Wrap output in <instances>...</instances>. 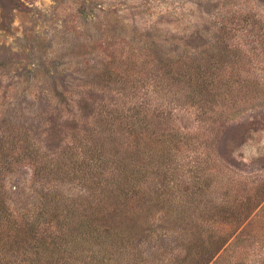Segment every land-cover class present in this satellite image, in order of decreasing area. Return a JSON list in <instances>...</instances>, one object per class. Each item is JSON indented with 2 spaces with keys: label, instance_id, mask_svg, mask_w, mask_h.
Returning <instances> with one entry per match:
<instances>
[{
  "label": "rangeland",
  "instance_id": "rangeland-1",
  "mask_svg": "<svg viewBox=\"0 0 264 264\" xmlns=\"http://www.w3.org/2000/svg\"><path fill=\"white\" fill-rule=\"evenodd\" d=\"M220 41L236 50L228 64L211 71L249 80L227 86L228 97L219 98L211 118L175 107L170 124L184 137L175 176L185 180L187 160L195 166V156L210 154L207 167L220 171V186L227 181L231 192L262 187L258 206L241 226L230 225L227 233H233L209 264H264V0H0V129H19L40 152L70 151L97 126L100 108L129 103L131 90L145 108L159 110L160 92L148 74L153 59L182 51L206 58L212 49L222 52ZM11 169L0 175L10 203L33 205L36 189L49 179L25 161ZM74 178H59L58 184L72 196L83 187ZM207 191L206 199L216 195ZM182 233L147 238L139 246L142 264L166 263L148 247L170 250Z\"/></svg>",
  "mask_w": 264,
  "mask_h": 264
},
{
  "label": "trees",
  "instance_id": "trees-1",
  "mask_svg": "<svg viewBox=\"0 0 264 264\" xmlns=\"http://www.w3.org/2000/svg\"><path fill=\"white\" fill-rule=\"evenodd\" d=\"M228 46L218 53L210 50L206 58L182 51L153 59L148 74L153 90L160 92L155 98L159 110L145 108L131 90L125 99L129 103L103 105L97 126L78 137L70 151L40 152L19 129H0V175L25 161L35 175L49 179L28 207L12 205L0 183V264H142L139 246L155 239L156 232L170 230L183 231L176 246L148 247L161 263L209 264L233 233H227L230 225L241 226L258 206L262 187L231 192L227 181L220 186V171L207 167L210 154L195 156V166L187 160L188 177L178 180L175 172L183 161L176 157L184 137L170 120L176 106L195 109L197 118L213 117L219 98L228 97L227 86L240 84L239 78L249 80L211 71L229 63L228 55L236 49ZM72 175L83 185L75 196L58 185L59 178ZM208 189L216 192L210 199L205 197Z\"/></svg>",
  "mask_w": 264,
  "mask_h": 264
}]
</instances>
